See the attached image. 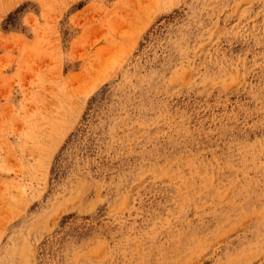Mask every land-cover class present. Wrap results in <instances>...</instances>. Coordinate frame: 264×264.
<instances>
[{
    "label": "rangeland",
    "instance_id": "rangeland-1",
    "mask_svg": "<svg viewBox=\"0 0 264 264\" xmlns=\"http://www.w3.org/2000/svg\"><path fill=\"white\" fill-rule=\"evenodd\" d=\"M0 264H264V0H0Z\"/></svg>",
    "mask_w": 264,
    "mask_h": 264
}]
</instances>
